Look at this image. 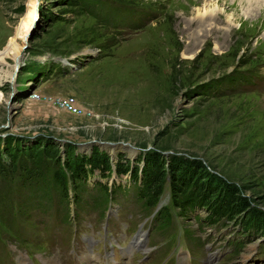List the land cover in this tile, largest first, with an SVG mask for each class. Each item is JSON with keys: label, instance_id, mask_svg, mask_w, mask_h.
I'll return each instance as SVG.
<instances>
[{"label": "rangeland", "instance_id": "obj_1", "mask_svg": "<svg viewBox=\"0 0 264 264\" xmlns=\"http://www.w3.org/2000/svg\"><path fill=\"white\" fill-rule=\"evenodd\" d=\"M104 1L116 6L112 16L130 20L133 27L129 23H99L94 12L100 8L92 4L95 10L89 14L78 0H0V131L15 132L8 134L16 136L36 132L32 142L34 149L39 147L35 152L41 158L43 143L49 144L55 151L53 157L59 158L64 156L67 144L76 155L96 148L113 156L134 153L136 159L149 148L200 158L221 177L244 187L255 205L264 209V76L256 81V93L220 95L213 91L224 86L214 83L204 94L209 83L202 85L237 68L253 67L264 74V0L253 6L244 0ZM135 8L144 12L135 14ZM207 18V24H199ZM39 70L49 72V78L38 82L39 93L71 97L77 111L46 99L19 95L27 88L25 80L32 79ZM6 79L13 83L10 90L3 81ZM14 87L20 92L13 93L17 99L9 107L7 100ZM42 134L48 135L45 140H41ZM29 143L31 140L25 138L20 141L21 147ZM7 146L0 145V150L7 151ZM41 162H46L48 169L53 167L49 158ZM15 164L17 173L14 166L0 172V264H16L11 255L16 251L12 244L10 251L1 219L4 212L7 219L13 213L18 215L13 216L24 237L54 239L49 241L48 249L34 253L41 264H82L76 251L83 252L85 236L94 235L95 226L99 229L102 220L97 217L99 206L89 204L93 190L94 201H99V193L104 191L100 183L90 187L95 181L123 186L110 201L116 203H111L115 206L113 215L121 208L111 231L114 238L127 240L120 232L129 233L133 218L139 217L127 174L113 171L110 175L97 167L89 171L87 186L80 192L83 202L77 208L84 213L83 218L78 219V230L69 233L52 205L43 217L33 214L37 209L32 203L34 195L20 205L23 184L32 176L45 175V171L35 175L33 167L26 174L18 159ZM79 187H83L82 182ZM24 196H29V190ZM69 207L71 218L74 198L69 200ZM128 210L130 222L123 229L122 220ZM196 212L204 215L205 210L198 208ZM192 217L193 213L184 216L185 225L190 232L205 235L209 249L222 250L225 243L239 239L237 250L223 253V264L264 261V235L260 232L241 233L228 224L217 226L216 231L207 226L199 230ZM45 219L49 220L47 224ZM54 223L58 231H53ZM108 232L104 233L107 238ZM66 233L73 255L63 259L53 243L60 244ZM95 235L103 236L101 230ZM178 236L185 243L184 236ZM194 238L189 241L195 242ZM160 239V234H154L153 242ZM191 253L200 262L202 248L197 243ZM17 264L30 262L18 259Z\"/></svg>", "mask_w": 264, "mask_h": 264}, {"label": "trees", "instance_id": "obj_2", "mask_svg": "<svg viewBox=\"0 0 264 264\" xmlns=\"http://www.w3.org/2000/svg\"><path fill=\"white\" fill-rule=\"evenodd\" d=\"M84 9L91 14V9L94 4L99 10L95 11L96 19L100 23L108 24V21L116 22L115 16H110L108 12L112 5L104 0H78ZM121 1H119L120 3ZM254 70L253 67H246L245 69L237 68L233 71H228L220 76H215L207 82H202V85H207L204 88V94H208L214 83L222 84V90L213 91L220 95L232 92H248L243 90H233V86L238 85L244 75ZM41 71H37L40 74ZM215 81V82H214ZM211 82V83H210ZM221 85V86H222ZM256 93V92H253ZM37 134H34L36 136ZM33 136V137H34ZM43 139L45 140V134ZM22 136H14L6 134L4 137V145L10 147L7 151L0 150V172H5V167L17 166L15 160L18 159L21 163L22 170L27 174L28 171L34 167V174H39L45 171V175L39 174L33 177L28 182L29 196L42 195L47 196L49 192L54 191L60 199V205L65 207V199L67 195L68 181L72 183L71 187L78 192L83 182L80 177L86 174L85 165L89 167H97L100 170H109L110 162L106 153L92 148L91 153L86 156L83 154H74L72 146L64 149V156L59 158L53 157V148L49 144L43 143L41 146V155L38 156L39 147L36 146L34 139L27 146H22L20 141ZM17 147L15 148V145ZM46 145V146H45ZM73 154V155H72ZM45 158L53 161V167L47 168V163H42ZM58 158L60 161H58ZM138 159H142V164H132L129 166L128 162H116L115 170L117 172H125L129 170V175L132 180H136L140 175V185H138L139 206L145 210L151 208L162 188L164 182L168 185L170 203L176 207L179 214H187L195 206L203 208L206 213L203 220L206 223H216L218 221L224 224H237L241 230H264V209L259 205H255L254 200L245 192V188L233 181H228L221 177L217 172L209 169L207 165L200 159L191 156H185L176 152L163 153L157 149H146ZM33 161V163H32ZM32 163V164H31ZM138 167H140L138 172ZM212 168V167H211ZM90 169V168H89ZM7 170V169H6ZM30 175V174H28ZM105 187V186H104ZM106 188V187H105ZM105 192V190H104ZM106 194V192H105ZM28 196H25V198ZM39 197V195H38ZM104 197L99 199V203H103ZM29 205H32L29 203ZM40 205V204H39ZM159 225L165 226L168 222V208L161 206L157 211ZM7 229H10V224L7 223Z\"/></svg>", "mask_w": 264, "mask_h": 264}, {"label": "built area", "instance_id": "obj_3", "mask_svg": "<svg viewBox=\"0 0 264 264\" xmlns=\"http://www.w3.org/2000/svg\"><path fill=\"white\" fill-rule=\"evenodd\" d=\"M41 71L40 74H37L35 77L33 76L32 79L29 80H25V84L27 85V88L20 92L18 90H16V87H14V89L16 90V92H20L19 95L20 96H27V99H46L48 101H53L56 104H58L59 106L65 107L67 110L75 112L77 111V108L75 106V104L73 103V100L71 97L65 98V97H59V96H50V95H43L41 93H39V87H38V82H42V78H49V72H46V70ZM3 81H7V83L9 84V90L12 89V84L11 82H9L8 79L3 80ZM32 83H35L34 87L30 88V85ZM3 84V82H0V86ZM2 89V87L0 88V90ZM28 90V91H27ZM27 92V93H25ZM18 95V97H19ZM14 100L17 99V96L13 98ZM8 133H15V132H1L0 131V145H4V135L8 134ZM19 133V132H18ZM38 133V132H37ZM22 136V138H25V140L30 141L31 137L34 135L32 132L31 133H27V134H23V133H19ZM36 134V132H35Z\"/></svg>", "mask_w": 264, "mask_h": 264}, {"label": "bare ground", "instance_id": "obj_4", "mask_svg": "<svg viewBox=\"0 0 264 264\" xmlns=\"http://www.w3.org/2000/svg\"><path fill=\"white\" fill-rule=\"evenodd\" d=\"M219 1L223 2V1H226V0H219ZM244 1H245V3H247L248 6H253L254 4H257L260 0H244ZM233 3H235V2H233ZM230 5H232V4H230ZM216 18L219 19L218 16ZM214 19H215V17L210 18V20H214ZM199 21H200L199 24L204 25V24H207L208 18L207 19H203V20H199ZM105 144L110 145V146L115 145L114 143L112 144V143H108V142H106Z\"/></svg>", "mask_w": 264, "mask_h": 264}, {"label": "water", "instance_id": "obj_5", "mask_svg": "<svg viewBox=\"0 0 264 264\" xmlns=\"http://www.w3.org/2000/svg\"><path fill=\"white\" fill-rule=\"evenodd\" d=\"M34 86H35V83H32V84L30 85V88H31V87H34ZM27 91H28V90H27ZM14 92H15V90H11V92H10V94H9V98H8V100H7L8 103H9V107H13V104H11V101L14 100V99H13V96H14L13 93H14ZM25 93H27V92H25ZM108 143H111V142H108ZM112 144H113V143H112Z\"/></svg>", "mask_w": 264, "mask_h": 264}, {"label": "crops", "instance_id": "obj_6", "mask_svg": "<svg viewBox=\"0 0 264 264\" xmlns=\"http://www.w3.org/2000/svg\"><path fill=\"white\" fill-rule=\"evenodd\" d=\"M42 63V62H41Z\"/></svg>", "mask_w": 264, "mask_h": 264}]
</instances>
